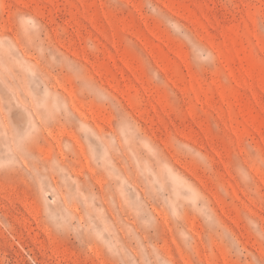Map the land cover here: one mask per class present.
Masks as SVG:
<instances>
[{
	"label": "rangeland",
	"instance_id": "rangeland-1",
	"mask_svg": "<svg viewBox=\"0 0 264 264\" xmlns=\"http://www.w3.org/2000/svg\"><path fill=\"white\" fill-rule=\"evenodd\" d=\"M0 264H264V0H0Z\"/></svg>",
	"mask_w": 264,
	"mask_h": 264
},
{
	"label": "bare ground",
	"instance_id": "bare-ground-1",
	"mask_svg": "<svg viewBox=\"0 0 264 264\" xmlns=\"http://www.w3.org/2000/svg\"><path fill=\"white\" fill-rule=\"evenodd\" d=\"M16 44H17V46L21 49V50H23V46L21 45V42L19 41V39H16ZM25 50V49H24ZM23 53V57L25 56V57H27L28 55H27V51H22ZM241 61H242V58H241ZM9 64V63H8ZM2 78H3V76H1ZM11 79V78H10ZM18 113V112H17ZM18 114H20V113H18ZM15 116H17L16 115V112H15ZM19 116V115H18ZM17 116V117H18ZM22 116V115H21ZM20 116V117H21ZM22 118V117H21Z\"/></svg>",
	"mask_w": 264,
	"mask_h": 264
}]
</instances>
